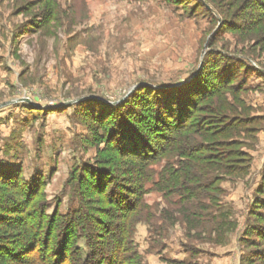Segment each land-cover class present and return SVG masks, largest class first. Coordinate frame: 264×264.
<instances>
[{"label":"rangeland","instance_id":"rangeland-1","mask_svg":"<svg viewBox=\"0 0 264 264\" xmlns=\"http://www.w3.org/2000/svg\"><path fill=\"white\" fill-rule=\"evenodd\" d=\"M199 72L211 188L144 157ZM0 170V264H264V0H0Z\"/></svg>","mask_w":264,"mask_h":264},{"label":"trees","instance_id":"trees-1","mask_svg":"<svg viewBox=\"0 0 264 264\" xmlns=\"http://www.w3.org/2000/svg\"><path fill=\"white\" fill-rule=\"evenodd\" d=\"M199 76H200V72L197 73L193 77L192 80H190V81H188V82H186V83H184V84H182V85H180L178 87L168 89V91H174V90H180V92L182 91V96L178 99L179 100L178 104H179V106H181V108L180 109L178 108L177 112L174 114L172 109H171V107L169 108L166 105L165 111H163L160 119H162L164 121L165 125L162 124V126H164L163 128L167 130L166 131L167 133L162 134V136H158V138L162 141L160 143L161 144L160 148L158 149L159 151L154 149V150H151L149 153H146L144 155V157L148 161V160H150L152 158L153 159L157 158V156L160 153L161 154H163V153L167 154L169 152H172V151L176 150V151H178L181 154L180 155L181 158H186L187 160H189L188 162L184 163V165L186 167L184 169L185 170L184 172L181 173V171H178V170L171 171L172 180H174V179L177 180L180 177L181 178L182 177L185 178L186 176L190 177L191 175H192V177H193V175H196L197 177L195 179L199 178V180H203V178H205L206 174L209 175V173L206 172L207 169L211 170V169H216L217 168V169H221V170H223V169H226V170L227 169L228 170L231 169L232 170V168H233L232 165L230 166V165H228V163H227L226 166L222 165V162L215 161L213 157H204L203 155H201V156L197 155L199 152H201V153L205 152V150H203V149H199L198 150L197 148L188 149L186 147L187 145L185 144L186 142L184 143L180 139V135L181 134H183L185 132H190L191 129H189V128L192 125L190 123V125L188 127H185V126H187L186 124L188 123L187 122L188 120L187 119L182 120V118L184 119L185 115L188 112L192 111L193 109L195 110V106H194L195 99H198V98L202 99L203 98L202 100H204V97H205L204 95L206 94L205 89L201 88V84L205 83L206 81H205V79L203 77H202V80H199ZM222 78H224V82L221 83V85L223 86L221 88V90L225 87L224 84L226 83V81L228 80L229 77H224V74H222L221 76L218 77V80H220ZM230 78H231V76H230ZM143 88H146V86L143 87ZM147 88H153V87L149 86ZM159 89L160 90H164V88H159ZM153 90H156V89L153 88ZM165 91H167V90H165ZM217 93H219V91L216 92V94ZM219 108L221 109L222 106H219ZM214 109H218V108L216 107ZM248 119L249 118L245 117V116H240L239 117V121H241L242 123L243 122H247ZM236 121H237V119L234 118L233 122H236ZM160 129L161 128L158 127L159 131H160ZM152 135L154 136V134H152ZM185 141H187V140H185ZM181 144H184L185 146H181ZM227 144H229V145L231 144L232 146H236L237 145L234 142L227 143ZM133 151H135V150H133ZM228 152H229V154H231L233 156L235 151H233V152L232 151L231 152L228 151ZM236 154H238V153H236ZM7 173H10V172H8L7 170H0V180H3V181L7 180V179H5V176H7L6 175ZM184 174H185V176H184ZM217 180L218 179H217L216 176L211 178L210 181H206V179H205V181L203 180L202 187L203 188H211V186H212V185H210V184H212L211 182H213V181L215 182ZM4 182H6V181H4ZM174 182H176V181H174ZM23 185H25V184L23 183ZM25 186H24V188H25ZM186 186H188V185H186ZM183 191L187 195L189 194V192H188L189 189L187 187H185L183 189ZM190 196H191V194H190ZM136 203H137V200L135 198L134 202L132 201V202L129 203L130 205L126 208L127 211L133 210V207L135 206ZM81 205H83V203ZM15 212H20V210H17ZM69 215L68 214H66L64 216L62 215V220L67 219L69 217ZM73 215H75V214H73ZM81 215L83 216L84 214H81ZM81 215H80V218H81ZM3 217L6 218V226H8V227L10 226L11 227L12 225H14L13 224L14 222L18 221L17 219H19L20 215H11L10 217H8L6 214H4ZM29 217H31V216H29ZM84 221H86V222L89 221L88 217L85 218ZM66 222H68V221L66 220ZM90 222L93 223L92 220H90L88 223L90 224ZM109 229L110 228H107V230H109ZM118 233L121 234L123 232L121 230L119 231V229H118ZM114 237H115V234L112 235L110 239H112ZM82 238L84 239V250H83L84 253L82 251L81 252L84 255L80 257L78 262L80 264H89L91 261L89 260L88 256L90 257L92 255L93 251H92V249H87L86 247L88 246L87 245L88 240L92 243V238L91 237H89V238L86 237V238H88V240L85 237H82ZM38 244H39L38 242H34L32 244V251L36 250V247H37ZM65 248H66V250L69 249V244L68 243L65 245ZM112 250H115V249H112ZM68 253H69V251H68ZM67 254L64 257H62L63 259H61V261H60L61 264L66 263V260H67L66 256H68ZM94 254H95V252H94ZM114 258H115V256L113 254L111 255V257H109V264H115L114 263ZM102 260H101V262H102Z\"/></svg>","mask_w":264,"mask_h":264}]
</instances>
